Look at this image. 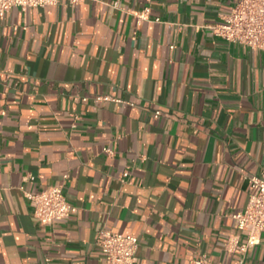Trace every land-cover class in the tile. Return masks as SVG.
I'll return each instance as SVG.
<instances>
[{
	"label": "crops",
	"instance_id": "1",
	"mask_svg": "<svg viewBox=\"0 0 264 264\" xmlns=\"http://www.w3.org/2000/svg\"><path fill=\"white\" fill-rule=\"evenodd\" d=\"M237 1L5 13L0 264H104L103 231L138 238L134 264H264V234L243 255L227 244L264 175V50L210 29ZM51 186L76 211L42 226L24 193Z\"/></svg>",
	"mask_w": 264,
	"mask_h": 264
},
{
	"label": "built area",
	"instance_id": "2",
	"mask_svg": "<svg viewBox=\"0 0 264 264\" xmlns=\"http://www.w3.org/2000/svg\"><path fill=\"white\" fill-rule=\"evenodd\" d=\"M72 5L80 0H69ZM61 0H0V19L11 8L25 11L28 8L55 6ZM138 19H144L138 16ZM212 33L229 42L250 49L264 50V0H238L227 16L225 23L210 28ZM85 101V99H83ZM160 115L154 112V117ZM108 152V150H104ZM66 179V176L63 177ZM29 179H33L30 177ZM250 195L242 211L230 215L234 228L246 234L245 241L228 240L229 252L243 255L248 249L260 243L264 234V175L248 179ZM34 217L42 226L69 218L76 209L63 194L62 186H51L33 193H24ZM99 243L105 251L104 264H134L139 240L136 236L103 231L99 233ZM191 264H213L205 255ZM242 264V260L239 261Z\"/></svg>",
	"mask_w": 264,
	"mask_h": 264
}]
</instances>
